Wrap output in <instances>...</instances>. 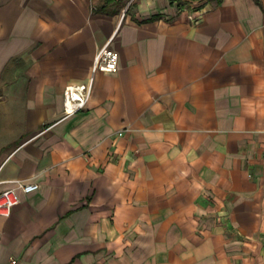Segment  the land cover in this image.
Segmentation results:
<instances>
[{
	"label": "crops",
	"instance_id": "0c3cea01",
	"mask_svg": "<svg viewBox=\"0 0 264 264\" xmlns=\"http://www.w3.org/2000/svg\"><path fill=\"white\" fill-rule=\"evenodd\" d=\"M30 182L0 264H264V0H0V190Z\"/></svg>",
	"mask_w": 264,
	"mask_h": 264
},
{
	"label": "built area",
	"instance_id": "2783aa9c",
	"mask_svg": "<svg viewBox=\"0 0 264 264\" xmlns=\"http://www.w3.org/2000/svg\"><path fill=\"white\" fill-rule=\"evenodd\" d=\"M185 10L184 6L180 7ZM118 53L113 50L109 42L105 43L95 54L92 60L91 76L87 81L70 85L63 90L62 116H70L85 108L90 96L93 75L96 72L115 73L117 71ZM121 132L117 135L121 136ZM38 188L37 183H18L14 187L0 190V217H8L13 207L19 202L18 190L29 193ZM14 263V261H12Z\"/></svg>",
	"mask_w": 264,
	"mask_h": 264
},
{
	"label": "trees",
	"instance_id": "16d2710c",
	"mask_svg": "<svg viewBox=\"0 0 264 264\" xmlns=\"http://www.w3.org/2000/svg\"><path fill=\"white\" fill-rule=\"evenodd\" d=\"M217 1H219V0H217ZM256 2H258V0H255Z\"/></svg>",
	"mask_w": 264,
	"mask_h": 264
}]
</instances>
